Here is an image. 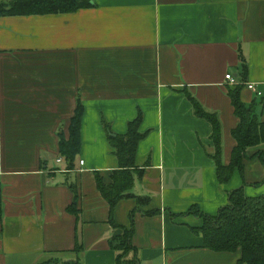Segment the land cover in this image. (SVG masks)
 <instances>
[{"label":"crops","instance_id":"0c3cea01","mask_svg":"<svg viewBox=\"0 0 264 264\" xmlns=\"http://www.w3.org/2000/svg\"><path fill=\"white\" fill-rule=\"evenodd\" d=\"M226 73L264 121V0H92L75 12L0 16V264H115L109 240L130 223L138 264H239L240 250L203 247L190 230L202 221L186 214L215 215L234 188L264 194V143L219 183L211 126L186 96L217 112L228 165L239 120ZM77 99L81 145L68 168L59 134L67 137ZM139 110L146 136L135 165L143 171L131 193L150 200H119L113 225L94 180L98 172L110 183L119 167L102 121L123 134ZM70 184L78 216L67 210Z\"/></svg>","mask_w":264,"mask_h":264},{"label":"trees","instance_id":"16d2710c","mask_svg":"<svg viewBox=\"0 0 264 264\" xmlns=\"http://www.w3.org/2000/svg\"><path fill=\"white\" fill-rule=\"evenodd\" d=\"M91 4L92 0H0V16L75 12L81 8H89ZM227 89L234 114L239 120L237 126L231 130L235 145L231 151L228 165L221 161L222 133L217 112L207 110L203 104L186 91L194 115L205 119L211 126L210 139L215 148L212 158L216 163V177L221 184L229 181L235 169L242 172L243 160L247 156L248 148L264 143V121L257 117L254 106H248L240 100L241 84L230 85ZM75 108L69 122L67 137L63 133L59 134V153L68 168H73L74 159L79 153L81 145L79 136L84 108L80 99H77ZM102 122L119 167L112 170L110 183H105L98 172H94V180L97 190L109 205L111 223L117 225L112 222V212L119 200L132 197L135 198L137 206L147 204L150 200L149 196L140 197L131 193L135 177H140L143 171L135 165V156L137 146L146 136V131L141 130L142 112L140 110L137 116L128 122L127 129L123 134L112 132L109 124L105 121ZM70 188L74 198L67 210L78 216L76 186L70 184ZM1 202L0 187V218L2 216ZM159 211L160 209L157 208L144 211V213L151 215ZM132 213L133 210L130 212L131 218ZM187 213H192L202 221L201 226L190 227V230L194 235L202 236L203 247L215 252L240 250L239 264H264V194L249 197L242 191V187H238L229 190L228 203L220 207L215 215L206 214L196 208L188 210ZM173 216L176 215L171 213V217ZM130 224L128 228L121 225L116 226L123 231L121 234L112 236L109 240L111 249L116 253L115 264H138L136 256L129 257L130 251L135 252L131 241L133 226L132 223ZM75 250H81V245L77 242ZM36 264H81V261L78 258L61 259L56 257Z\"/></svg>","mask_w":264,"mask_h":264},{"label":"built area","instance_id":"2783aa9c","mask_svg":"<svg viewBox=\"0 0 264 264\" xmlns=\"http://www.w3.org/2000/svg\"><path fill=\"white\" fill-rule=\"evenodd\" d=\"M225 79L229 80L230 84L234 85V84H238L237 80L235 79V77L230 74V73H226L225 75ZM246 87L251 89V90H254V85L252 83H246ZM260 93V92H259ZM83 163V160L80 161V164Z\"/></svg>","mask_w":264,"mask_h":264}]
</instances>
